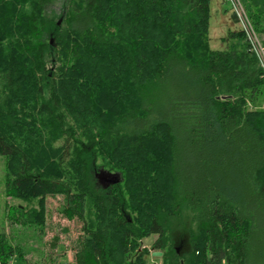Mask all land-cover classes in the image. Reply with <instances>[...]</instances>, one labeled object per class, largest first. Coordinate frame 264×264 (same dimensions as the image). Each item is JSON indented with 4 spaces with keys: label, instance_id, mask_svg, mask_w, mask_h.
I'll use <instances>...</instances> for the list:
<instances>
[{
    "label": "trees",
    "instance_id": "16d2710c",
    "mask_svg": "<svg viewBox=\"0 0 264 264\" xmlns=\"http://www.w3.org/2000/svg\"><path fill=\"white\" fill-rule=\"evenodd\" d=\"M240 1L264 44V0ZM55 2L0 0L5 194L36 199L38 224L66 199L73 264H264V75L241 27L213 50L210 0ZM97 158L118 183L96 185ZM25 256L0 232V264Z\"/></svg>",
    "mask_w": 264,
    "mask_h": 264
},
{
    "label": "rangeland",
    "instance_id": "374dc122",
    "mask_svg": "<svg viewBox=\"0 0 264 264\" xmlns=\"http://www.w3.org/2000/svg\"><path fill=\"white\" fill-rule=\"evenodd\" d=\"M60 2L61 0H56L52 4L51 13L61 10ZM231 13L229 3L224 0H210L208 36L211 49H226L225 39L228 31L239 29L240 25L232 20ZM248 106L263 107L264 97L260 96L254 105ZM4 162L3 156L0 155V232H4L13 243L21 244L26 251L25 257L31 264H73L74 250L83 222L76 218H66L63 212L66 199L62 195H55L46 198L44 223L38 224L35 216L31 215L32 212L34 214V210H39L36 199L26 203L5 194ZM100 169L109 173H116V171L103 166L101 160L96 159V167L92 174L96 185L103 188L95 176ZM191 215L189 210H183L181 215L169 224L173 245L179 252H185L188 248L187 233L190 228H193ZM153 239L155 236L144 238L142 247H149ZM160 260H157V264H161ZM148 261L152 260L148 258Z\"/></svg>",
    "mask_w": 264,
    "mask_h": 264
},
{
    "label": "built area",
    "instance_id": "2783aa9c",
    "mask_svg": "<svg viewBox=\"0 0 264 264\" xmlns=\"http://www.w3.org/2000/svg\"><path fill=\"white\" fill-rule=\"evenodd\" d=\"M231 6L233 12L235 13L239 25L244 32V40L250 45V49L256 55L258 62L263 70L264 75V44L261 42L260 38L254 31L252 24L246 14V11L240 0H225ZM155 264V263H150Z\"/></svg>",
    "mask_w": 264,
    "mask_h": 264
},
{
    "label": "water",
    "instance_id": "95a60500",
    "mask_svg": "<svg viewBox=\"0 0 264 264\" xmlns=\"http://www.w3.org/2000/svg\"><path fill=\"white\" fill-rule=\"evenodd\" d=\"M98 179H99V183H101L100 185L105 188L108 185H112L115 183H118L121 180V175L119 173H109L106 172L102 169L99 170V172L95 175ZM105 183H103V182ZM162 255V253L160 251H153L151 253V256L153 257H160Z\"/></svg>",
    "mask_w": 264,
    "mask_h": 264
}]
</instances>
